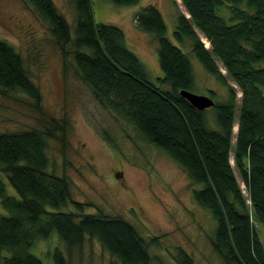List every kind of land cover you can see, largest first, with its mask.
I'll return each instance as SVG.
<instances>
[{
  "label": "trees",
  "instance_id": "16d2710c",
  "mask_svg": "<svg viewBox=\"0 0 264 264\" xmlns=\"http://www.w3.org/2000/svg\"><path fill=\"white\" fill-rule=\"evenodd\" d=\"M31 1L61 44L64 60L72 56L76 71L103 108L165 152L187 173L192 186L200 185L193 189L194 199L211 213L215 226L210 243L222 262L264 264V244L257 227L264 225V0H181L189 17L177 10L176 40L183 47L188 43L190 53L228 91L225 100L217 101L216 91L210 90L215 105L205 110L181 95V90L192 91L195 86L194 67L188 51L167 36V24L157 6L149 4L135 17L136 26L154 34L158 42L163 77L155 84L127 47L123 30L96 23L91 0H72L73 24L54 0ZM109 1L135 5L141 0ZM226 9L229 13L224 17ZM227 77L240 88V102ZM11 90H21L37 102L42 98L22 54L0 37V93ZM60 132L57 136L65 144L62 125ZM54 136L37 127L0 132V172L18 193L9 194L0 176V199L7 211L0 215L2 264H48L33 248L54 235L66 248L49 250V264H71L74 251L88 239L98 240L121 264H152L151 247L160 246L159 237H145L118 214L85 213L87 204L73 199L71 177L48 171L50 165L52 169L49 140ZM103 136L116 145L109 131ZM69 202L73 211L68 210ZM5 251L9 255H3ZM178 252L179 264H194L186 251L178 248Z\"/></svg>",
  "mask_w": 264,
  "mask_h": 264
},
{
  "label": "rangeland",
  "instance_id": "374dc122",
  "mask_svg": "<svg viewBox=\"0 0 264 264\" xmlns=\"http://www.w3.org/2000/svg\"><path fill=\"white\" fill-rule=\"evenodd\" d=\"M54 2L73 24V1ZM91 3L96 23L114 24L123 30L127 47L138 56L148 80L155 84L163 77L158 42L154 34L136 26L135 17L143 7L157 6L167 24V36L188 51L195 73L192 92L210 96V90H214L217 101L227 98V87L205 70L195 53H190L188 43L183 47L174 36L177 10L189 16L181 0H141L135 5H116L109 0H91ZM228 13L227 9L223 10L222 16L227 17ZM200 36L209 47L210 42ZM0 37L22 54L42 94L37 102L21 90L0 93V132L30 127L52 132L55 136L50 138L48 149L52 169L50 165L48 171L71 177L73 199L87 204L85 213L102 210L118 214L134 223L145 237H159L160 246L151 247L152 264H179L178 248L191 255L194 264H224L211 247L215 226L211 213L194 199L193 189H199L200 185L192 186L187 173L165 152L147 143L133 125L103 108L76 71L72 56L64 60L61 44L31 0H0ZM217 63L226 73L222 63ZM227 81L236 88L240 102V88L231 78L227 77ZM61 125L65 127V144L57 136L61 135ZM105 130L115 137L116 145L104 138ZM234 132H238V124ZM230 162L247 196L233 156ZM0 176L9 194L18 196L6 174L0 172ZM67 207L75 209L70 202ZM2 214L7 211L0 199ZM257 227L264 244V225ZM56 246L66 248L54 235L38 242L33 252L49 264L52 260L47 252ZM70 261L71 264H121L96 239H88L74 251Z\"/></svg>",
  "mask_w": 264,
  "mask_h": 264
},
{
  "label": "water",
  "instance_id": "95a60500",
  "mask_svg": "<svg viewBox=\"0 0 264 264\" xmlns=\"http://www.w3.org/2000/svg\"><path fill=\"white\" fill-rule=\"evenodd\" d=\"M181 95L186 100H188L191 103V105H193L195 108L199 110H205L215 105L214 99L208 95L197 94L185 89L181 90Z\"/></svg>",
  "mask_w": 264,
  "mask_h": 264
}]
</instances>
